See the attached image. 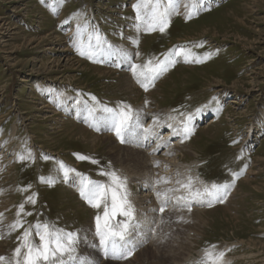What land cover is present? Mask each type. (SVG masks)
<instances>
[{
	"label": "rangeland",
	"instance_id": "rangeland-1",
	"mask_svg": "<svg viewBox=\"0 0 264 264\" xmlns=\"http://www.w3.org/2000/svg\"><path fill=\"white\" fill-rule=\"evenodd\" d=\"M207 1L195 0L200 10L185 19L189 0H179L166 30L149 32L137 30L136 0H0V255L11 257L24 228L48 223L76 234L77 257L89 264L98 260L104 251L95 234V216L102 209L82 199L78 185L81 176L105 183L100 172L109 169L126 177L136 220L148 224L142 233L139 224L131 234V256L110 263L196 264L205 249L215 246L224 253L223 264H264V0H214L209 6ZM97 33L104 43L92 59L81 56L76 44H87L91 35L95 45ZM178 49L190 53L192 62L174 56L176 62L145 91L131 66L149 60L155 64ZM124 74L130 95L123 90ZM140 104L155 114L142 119L136 114ZM124 105L131 107L133 120L138 115L143 121L125 143L106 123L92 126L109 116L104 107L119 111ZM188 115L192 131L184 138ZM148 127L152 135L144 139ZM173 131L190 149L175 156L179 163L170 170L175 181L191 178L193 190L228 184L223 202L185 206L184 201H169L160 212L159 184L141 180L146 179L142 151L162 159L175 145L165 138ZM98 133L141 152L121 153L113 161L118 148L95 140ZM146 142L153 146L149 152ZM163 161L152 168L159 172ZM129 165L130 174L125 171ZM66 169L75 171L65 177ZM164 171V183L173 187ZM180 183L170 196L186 195ZM148 193L153 200L142 208L136 200ZM33 195L35 203L27 202ZM20 204L30 215L22 214L23 228L9 234Z\"/></svg>",
	"mask_w": 264,
	"mask_h": 264
},
{
	"label": "snow or ice",
	"instance_id": "snow-or-ice-1",
	"mask_svg": "<svg viewBox=\"0 0 264 264\" xmlns=\"http://www.w3.org/2000/svg\"><path fill=\"white\" fill-rule=\"evenodd\" d=\"M184 7L185 19H190L200 10L195 0H189ZM178 8V0H136V3L133 4V9L139 22L137 30L143 29L151 32L158 29L160 32H164L169 26L170 18L178 11ZM95 41L96 44L93 45L91 43V35L87 44L79 41L76 44L78 53L81 56H87L92 59L95 55V49L104 43L98 33L95 35ZM136 42L138 43V41ZM109 54L111 55L112 53ZM121 55L127 59L126 53H121ZM174 56H183L185 62H192L190 53L185 52L183 49H178L171 55L165 54V59L157 61L155 64L152 60L147 61L143 65L133 64L131 71L133 76L136 77L137 83L147 91L149 86L153 85L155 80L176 62L173 58ZM195 62L199 63L200 60L196 59ZM93 100H95L94 97ZM88 111L91 116L94 109H89ZM102 111L108 113L109 116L92 126L98 127L99 123H106L108 130L114 132L121 143H125L126 138L132 136L135 129L140 127L139 116L137 115L135 120H133V112L128 105H124L119 111L107 107H104ZM196 111L199 113L201 110L197 109ZM191 118V115L184 117L182 128L184 138H187L192 131ZM170 119L172 118L170 117ZM143 131L144 139H148L152 135L151 128H145ZM29 156L30 153L28 156L20 155L18 159L24 160ZM77 159L88 160L90 158L77 155ZM91 162L94 164L98 163L96 160ZM68 171L75 170L66 169L65 177H67ZM100 175L107 177L105 183L81 176L78 191L81 198L92 208L102 209V212L98 211L95 216V234L99 237V246L106 255L114 259H126L131 256L135 247L131 234L140 227L136 220L135 209L129 199L130 193L128 192L127 179L109 169L101 171ZM161 181L167 182L165 178L161 177L157 183ZM48 183H51V181H48ZM177 183L180 182L177 181ZM180 187L185 190L186 195L170 196L169 193L178 191L174 189L156 192V196L160 200L159 210L161 213L165 211V206L172 199H176L177 203L184 201L185 206H188L192 201L197 203L206 202L209 206L213 202H223L230 185L212 184L210 187H204L203 190H193L191 178H189L187 183H180ZM27 202L35 203L34 195L27 197ZM189 210H191L190 207ZM22 214L30 215V213H25L24 204H20L18 207L17 220L8 225L9 234L12 231L23 228ZM2 215L0 213V216ZM117 217L122 219H117ZM2 238L3 236H0V239ZM35 238H38V243ZM17 240L18 244L13 249L11 257L0 255V264H74V262L75 264H89L87 260L81 259L74 254L78 242L76 234L56 229L48 223H36L29 228H24ZM223 257V252H217L215 251V246H211L209 249L204 250L203 256L196 261V264H223Z\"/></svg>",
	"mask_w": 264,
	"mask_h": 264
},
{
	"label": "bare ground",
	"instance_id": "bare-ground-1",
	"mask_svg": "<svg viewBox=\"0 0 264 264\" xmlns=\"http://www.w3.org/2000/svg\"><path fill=\"white\" fill-rule=\"evenodd\" d=\"M178 3H179V0H178ZM1 27V26H0ZM2 30V29H1ZM145 33H147V32H145ZM0 35H2L1 34V32H0ZM125 49V48H124ZM98 50V49H97ZM96 50V51H97ZM131 50V49H130ZM126 51V50H125ZM129 51V50H128ZM61 52H66V50H62ZM133 52V51H132ZM132 52H131V56H132ZM106 54V53H105ZM63 55V54H62ZM121 59H123V58H121ZM76 62V61H75ZM101 62V61H100ZM103 62V61H102ZM77 64L79 63V62H76ZM114 63V62H113ZM102 64V63H101ZM97 67V66H96ZM98 69H99V67H97ZM103 71H105V72H107V73H109V72H112V70H109V69H102ZM131 71V70H130ZM99 72H101V71H99ZM116 75V74H115ZM125 76L122 78V80L124 81V82H126V85H125V87H124V92H126L127 94H129L130 95V82H129V77L126 75V74H124ZM133 75V74H132ZM119 79H121V78H119ZM159 85V84H158ZM155 87V86H154ZM152 92H150V93H148V95L149 94H151ZM46 96V95H45ZM151 96V95H150ZM52 99V98H51ZM58 100V99H57ZM52 101V100H51ZM61 101V100H60ZM59 101V102H60ZM62 102V101H61ZM235 102V101H234ZM52 103V102H51ZM65 103V102H64ZM57 104H58V102H57ZM63 104V103H62ZM52 105V104H51ZM64 105V104H63ZM141 110H138L137 112H136V114H138V115H142L141 117H142V119H147V117L146 116H148L149 114H155V112H156V110H154V111H152V109L151 108H148L147 107V109L148 110H151L150 112H146V111H144L146 108L145 107H143V105L142 104H140V106H138ZM153 108H156V106L155 107H153ZM73 110V109H72ZM80 110V109H79ZM79 110H77V111H79ZM82 110V109H81ZM84 111V110H83ZM87 112V111H86ZM75 113V112H74ZM85 113V112H84ZM83 114V113H82ZM87 117V116H86ZM91 117H94V116H92L91 115ZM104 117V116H103ZM85 118V117H84ZM100 120V119H99ZM98 120V121H99ZM83 121V120H82ZM81 121V122H82ZM163 121V120H162ZM142 124H143V121H140V125L142 126ZM209 124V123H208ZM207 124V125H208ZM104 125V124H103ZM146 126V125H145ZM158 127H160V125L158 126ZM139 128V127H138ZM149 128V127H148ZM177 128V127H176ZM181 128V127H180ZM108 130V129H107ZM155 130V129H154ZM79 131H81V132H84V131H82V130H79ZM176 131V130H175ZM175 131H173L172 132V134L170 135V133L169 134H165V138L166 139H168L169 141H172V140H174L175 142V145H174V147H172V148H169V150L166 152V153H164L163 154V156L164 157H162V159H164V161H163V163H162V169H159V172H158V170H155V169H153L152 168V166H155V167H158L159 165H156L159 161H162V159H161V157L159 158V159H157L158 158V156H157V158H155V157H149L144 151H142V153H143V155H144V158H143V168L144 169H146V171L145 172H143V174H145L146 175V179H141V178H139V176L137 177V178H135L134 179V184H135V182H137L139 179H141V180H146L147 182H151V181H153V182H157L161 177H163L162 176V172L161 171H163V170H165L164 171V173L163 174H165V176L168 174V176H169V178L170 177H172V179H171V185H174L173 187H171L170 185H169V183L167 184V183H164L163 181H161L160 183H158L159 184V187H158V190L157 191H161V192H163V191H165V190H167V189H174V188H177L178 186H177V181H175L176 179H174V173L173 172H171L170 170L171 169H176V167H177V164L179 163V160H178V158H175V156H176V154H182V156H183V154H184V152H186L187 153V151L188 150H190V149H188V150H185L184 149V146L185 145H183V143H184V140L185 139H183V138H179L178 137V135H177V132H175ZM171 132V131H170ZM103 133V132H102ZM110 133V132H109ZM111 133H112V131H111ZM99 134H101V133H98L97 135H95V138H97V139H95V140H97V141H104V142H109V141H111V142H113L114 144H115V147H114V149H116V148H118V150H117V153L116 154H114L112 157H111V160H113V161H115L116 160V158L119 156V155H121V153H123V154H127L129 157H130V153H136V152H141V150H138V149H135V147L134 148H131V147H129V146H120V145H118L116 142H115V139H113L110 135L108 136V135H103V134H101V135H99ZM140 134V133H139ZM144 135V134H143ZM157 137V136H156ZM164 137V136H163ZM188 137V136H187ZM156 139V138H155ZM164 138H161V140H163ZM77 140H80V141H83V139H81V138H79V139H77ZM166 141V140H165ZM151 142H154V141H151ZM143 143H144V141H143ZM148 143V142H147ZM179 143H181V144H179ZM129 144V143H128ZM122 145V144H121ZM125 145V144H124ZM130 145V144H129ZM136 145V144H135ZM172 145H173V143H172ZM161 146H163V142L162 141H160L159 142V144H158V148H160ZM139 148V147H138ZM145 148H147L146 150L148 151V150H151V149H153V146H146ZM157 147L155 148V151H154V153L153 154H156V151H157V149H158ZM166 148V147H165ZM113 149V150H114ZM142 149V148H141ZM184 150V151H183ZM113 152V151H112ZM149 152V151H148ZM191 152H193V151H191ZM190 152V153H191ZM112 154V153H111ZM188 154V153H187ZM161 170V171H160ZM125 171H127L129 174H130V165L129 166H127L126 168H125ZM157 174V175H156ZM176 177V176H175ZM129 179H130V177H129ZM128 179V180H129ZM166 179V178H165ZM169 179V180H170ZM132 183V182H131ZM130 183V184H131ZM142 183V182H141ZM143 183L144 184H146L147 185V183L146 182H144L143 181ZM140 184V183H139ZM157 184V185H158ZM155 185V184H154ZM140 186V185H139ZM153 186V185H152ZM142 187H144V186H142ZM146 188V187H145ZM144 188V189H145ZM137 189V188H136ZM141 191V190H140ZM148 192V191H147ZM149 192H151V191H149ZM143 193V192H142ZM142 193H141V195H142ZM144 193H145V191H144ZM140 195V194H139ZM169 195H170V193H169ZM138 196V195H137ZM180 196V195H179ZM176 197H178V196H176ZM150 198V199H149ZM134 200V205H135V200L136 199H133ZM153 200V197H152V194L151 193H148L147 195H145L143 198H138L136 201H137V204L139 205V206H142L143 205V203L144 204H148V202L150 203L151 201ZM172 203H173V205L174 204H176V199H172V200H170ZM169 204V203H168ZM81 206V205H80ZM172 206V205H171ZM137 208V207H136ZM142 208H145V207H143L142 206ZM148 209V208H147ZM87 210V209H86ZM140 210V209H139ZM154 210V209H153ZM153 210H148V211H153ZM142 211V210H141ZM143 212V211H142ZM140 213V212H139ZM148 213V212H147ZM136 214H137V212H136ZM144 215H145V213H144ZM150 215V214H149ZM148 216V215H147ZM141 217V216H140ZM154 217V216H153ZM152 217V218H153ZM145 218H146V216H145ZM152 218L150 219V220H152ZM157 219V218H156ZM145 222V223H144ZM152 222V221H151ZM139 224H141V225H144L143 227H141V229L142 230H140V231H138V229L136 230V231H138V232H143L144 230H145V228L147 227V225L148 224H146V220L143 218V220L139 223ZM145 227V228H144ZM89 232V231H88ZM92 232V231H91ZM95 233V232H94ZM135 233V232H134ZM2 235V234H1ZM133 235V234H132ZM132 237V236H131ZM94 238V237H93ZM88 239V238H87ZM1 240V239H0ZM89 240V239H88ZM93 242V241H92ZM95 242V241H94ZM87 243V242H86ZM83 245V244H82ZM94 245V244H93ZM97 245V244H96ZM96 245H94V248L96 247ZM89 246H91V242H90V245ZM0 248H1V246H0ZM2 249V248H1ZM97 249V248H96ZM99 249V248H98ZM93 250V249H92ZM95 251V250H94ZM101 252V251H100ZM91 253H93V252H91ZM81 254V253H80ZM85 254V253H84ZM84 254H82V255H84ZM87 254V253H86ZM92 255V254H91ZM88 256V255H87ZM101 257H99V254H98V257H99V259L98 260H96V261H94V263H92V264H96V263H98L99 261H100V264H119V263H110L109 261H113V260H115L114 258H112L111 256H109V255H106V254H104V253H102L101 255H100ZM84 257H85V255H84ZM90 257V256H89ZM97 257V256H96ZM134 257V256H133ZM88 258V257H87ZM137 258V255L135 256V259ZM106 260V262H104ZM118 260H120L121 262H122V260L121 259H118ZM91 261V260H90ZM115 262V261H114Z\"/></svg>",
	"mask_w": 264,
	"mask_h": 264
}]
</instances>
